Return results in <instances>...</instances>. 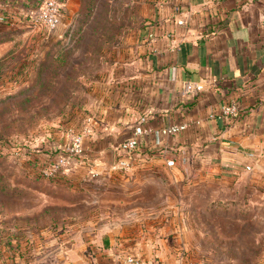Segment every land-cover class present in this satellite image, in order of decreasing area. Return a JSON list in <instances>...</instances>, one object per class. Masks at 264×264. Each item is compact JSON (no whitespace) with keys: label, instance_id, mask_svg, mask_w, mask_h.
<instances>
[{"label":"crops","instance_id":"0c3cea01","mask_svg":"<svg viewBox=\"0 0 264 264\" xmlns=\"http://www.w3.org/2000/svg\"><path fill=\"white\" fill-rule=\"evenodd\" d=\"M154 2L133 53L107 70L108 89L74 127L92 126L70 169L96 174L74 191L86 197V214L72 212L75 225L59 227L51 249L44 232H22L20 251L31 257L12 256V264H123L127 255L196 264L180 252L191 248L200 209L235 199L264 207V0ZM230 105L235 114L222 115ZM180 124L176 136L159 133ZM137 125L151 136L139 138L127 172L110 171L114 147Z\"/></svg>","mask_w":264,"mask_h":264},{"label":"rangeland","instance_id":"374dc122","mask_svg":"<svg viewBox=\"0 0 264 264\" xmlns=\"http://www.w3.org/2000/svg\"><path fill=\"white\" fill-rule=\"evenodd\" d=\"M42 1L0 0V264L25 255L20 247L28 242L29 232H44L40 241L45 239L51 249L58 228L68 233L75 225L69 221L71 213L86 214V197L77 199L74 191L91 182L90 173L88 177L69 169L48 179L40 169L98 104L108 89L107 70L114 72L133 53L155 3L55 0L60 18L48 32L32 22ZM213 198L207 196L209 202ZM235 200L212 201L192 216L191 248L180 252L182 259L264 264V207ZM15 216L18 223L15 219L11 224ZM21 216H29V225L22 224Z\"/></svg>","mask_w":264,"mask_h":264},{"label":"built area","instance_id":"2783aa9c","mask_svg":"<svg viewBox=\"0 0 264 264\" xmlns=\"http://www.w3.org/2000/svg\"><path fill=\"white\" fill-rule=\"evenodd\" d=\"M60 6L55 0H44L40 3L39 8L32 16V22L35 25L43 27L46 31L52 32L56 29L60 18ZM181 24V22H178ZM199 86L195 90H200ZM236 110L233 105L221 108V113L224 116H233ZM185 129L184 124L171 125L163 127L159 133L164 137H173L178 135ZM92 133V126L87 122L80 132H70L66 136V141L58 155L50 159L40 169V174L43 178H53L56 175L68 173L69 169L83 160V140ZM152 132L149 129H144L141 126H135L130 136L114 147L115 160L109 168L110 171L127 172L135 158V150L138 145V140L141 136H151ZM167 166H172L173 161L168 160ZM91 178H95L96 174L90 173ZM123 264H140L137 257L127 255Z\"/></svg>","mask_w":264,"mask_h":264},{"label":"water","instance_id":"95a60500","mask_svg":"<svg viewBox=\"0 0 264 264\" xmlns=\"http://www.w3.org/2000/svg\"><path fill=\"white\" fill-rule=\"evenodd\" d=\"M111 165H112L111 162H109V163L107 164L108 169L111 167Z\"/></svg>","mask_w":264,"mask_h":264},{"label":"trees","instance_id":"16d2710c","mask_svg":"<svg viewBox=\"0 0 264 264\" xmlns=\"http://www.w3.org/2000/svg\"><path fill=\"white\" fill-rule=\"evenodd\" d=\"M1 179V178H0Z\"/></svg>","mask_w":264,"mask_h":264}]
</instances>
